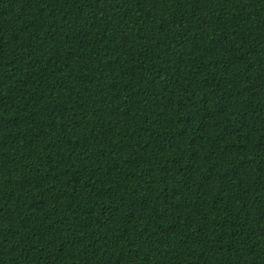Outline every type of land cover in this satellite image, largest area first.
Segmentation results:
<instances>
[{
    "label": "trees",
    "instance_id": "1",
    "mask_svg": "<svg viewBox=\"0 0 264 264\" xmlns=\"http://www.w3.org/2000/svg\"><path fill=\"white\" fill-rule=\"evenodd\" d=\"M0 264H264V0H0Z\"/></svg>",
    "mask_w": 264,
    "mask_h": 264
}]
</instances>
